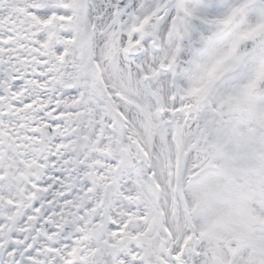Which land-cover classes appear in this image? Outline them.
I'll use <instances>...</instances> for the list:
<instances>
[{
	"label": "snow or ice",
	"instance_id": "obj_1",
	"mask_svg": "<svg viewBox=\"0 0 264 264\" xmlns=\"http://www.w3.org/2000/svg\"><path fill=\"white\" fill-rule=\"evenodd\" d=\"M258 67L264 0H0V264H212L148 231L136 130L209 143Z\"/></svg>",
	"mask_w": 264,
	"mask_h": 264
},
{
	"label": "rangeland",
	"instance_id": "obj_2",
	"mask_svg": "<svg viewBox=\"0 0 264 264\" xmlns=\"http://www.w3.org/2000/svg\"><path fill=\"white\" fill-rule=\"evenodd\" d=\"M222 134V133H221ZM220 134V135H221ZM219 135V136H220ZM218 138V137H217ZM216 138V139H217ZM215 140V139H214ZM192 146V144L191 143H189L188 145H187V148L185 149V150H188L190 147ZM207 146H208V148H211L212 146H213V143H212V141H210L209 143H207ZM201 159L200 161L198 160V159ZM227 164V161L225 160V159H223V158H214V157H212V156H210V155H208L206 152H202V153H199L198 154V156H197V159H196V161L194 162V165H193V169L192 170H194V171H198L199 169H202V168H206V167H209V166H216V167H222V166H224V165H226ZM230 170H227L226 172H229ZM235 173V172H234ZM262 173V175H263V179H262V182L264 183V170L261 172ZM227 176V175H226ZM212 177H214V176H212ZM234 178H237V181H238V176L237 175H235V176H228V177H225V180L228 182V183H231V184H235L237 181H234ZM220 181L221 180V178H217V177H214L213 179H212V182L211 183H214V182H216V181ZM210 206H205L204 208H203V210L201 211V216L203 217V218H211V217H209V216H207L206 215V213H207V210H208V208H209ZM230 210H228V209H225L224 211H222L221 213H220V217H221V219H223V220H228L229 219V217H230ZM187 227H189V228H193V226H192V224H187ZM182 228H183V232H182V237L185 235V226L184 225H182ZM258 230V229H257ZM256 230V231H257ZM205 233H207V231L205 232Z\"/></svg>",
	"mask_w": 264,
	"mask_h": 264
},
{
	"label": "bare ground",
	"instance_id": "obj_3",
	"mask_svg": "<svg viewBox=\"0 0 264 264\" xmlns=\"http://www.w3.org/2000/svg\"><path fill=\"white\" fill-rule=\"evenodd\" d=\"M259 116H261V113L260 112H258V118L257 119H259ZM251 142H252V139H251ZM231 151L234 152V151H236V149L234 148ZM263 204H264V200L263 199H261V200L258 201V205L259 206H262ZM262 226H264V221L261 223L260 227H262ZM215 227H217V226L215 225ZM212 232L214 233L216 231H212ZM246 232H248L247 229H246ZM211 245L215 247L214 242H212ZM211 259H212V264H219L220 263L219 259L217 257H215L214 254H211ZM263 260H264V258H263Z\"/></svg>",
	"mask_w": 264,
	"mask_h": 264
}]
</instances>
